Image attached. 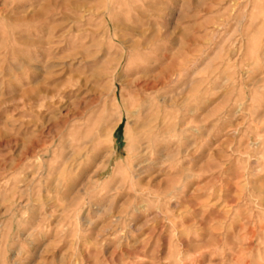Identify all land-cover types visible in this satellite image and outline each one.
<instances>
[{"label":"rangeland","instance_id":"1","mask_svg":"<svg viewBox=\"0 0 264 264\" xmlns=\"http://www.w3.org/2000/svg\"><path fill=\"white\" fill-rule=\"evenodd\" d=\"M0 264H264V0H0Z\"/></svg>","mask_w":264,"mask_h":264}]
</instances>
